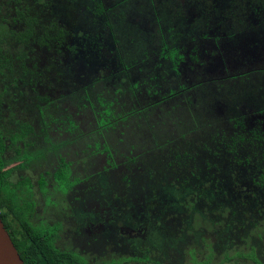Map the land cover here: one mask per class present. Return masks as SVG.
I'll list each match as a JSON object with an SVG mask.
<instances>
[{
    "label": "rangeland",
    "instance_id": "rangeland-1",
    "mask_svg": "<svg viewBox=\"0 0 264 264\" xmlns=\"http://www.w3.org/2000/svg\"><path fill=\"white\" fill-rule=\"evenodd\" d=\"M97 3L103 11L95 10ZM17 10L38 23L26 44L11 37L0 41V131L9 144L7 135L26 123L33 129L26 150H46L19 168L20 159L8 149L3 166L12 170V183L31 179L36 220H60L58 247L85 256L89 264L133 258L138 260L132 264H141L145 256L146 264H216L236 246L253 247L264 261V206H245L231 187L220 186L225 180L202 204L184 206L187 193L167 166L173 149L155 146L173 124L187 131L188 98L214 115L202 121L237 129L246 141L254 129L264 137V113L258 106L249 110L257 100L247 91L251 74L245 75L264 67V0H0L3 27L21 29ZM52 20L66 33L59 47L37 41L40 26ZM165 43L181 56L176 68L158 56ZM169 87L178 94L147 105L161 96H153L154 89L160 94ZM85 95L95 104L97 96L113 101L124 117L96 130L89 110L76 107L89 104ZM67 115L76 124L71 130L60 120ZM56 142L63 143L50 150ZM96 142L108 144L115 165ZM141 150L144 155L127 160ZM59 157L70 162L75 183L64 194L51 193L59 203L47 205L37 179L44 170L52 173Z\"/></svg>",
    "mask_w": 264,
    "mask_h": 264
},
{
    "label": "trees",
    "instance_id": "trees-1",
    "mask_svg": "<svg viewBox=\"0 0 264 264\" xmlns=\"http://www.w3.org/2000/svg\"><path fill=\"white\" fill-rule=\"evenodd\" d=\"M16 1L19 2L21 0ZM95 10L98 12L103 11L102 4L97 3ZM220 12L223 15L222 11ZM16 13L17 15L14 19L15 22H22L21 29L17 31L7 29L0 22V41H2L3 37H11L17 40L19 44H26L32 40L34 27L38 22L36 17L26 16L21 10H17ZM40 27L42 28V34H39L37 41L41 45L48 46L50 42L56 41L59 47L65 42L66 33L54 20ZM49 47L51 46L49 45ZM158 56L171 60L174 68L177 67L175 58H181L177 48L166 47V43L163 45V50L159 52ZM250 74L252 80L247 83V91L252 93L253 99H256L257 102L254 101L255 103L251 104L249 110L258 106L260 111L264 113V67L251 70L245 75L247 77ZM233 78L234 76L229 79ZM247 79L249 78L247 77ZM176 88L182 89V86L177 85ZM147 93L149 92L147 91ZM152 93L153 96H161L156 101L154 99L148 100L147 105L164 102L177 95L178 91L169 87L166 92L159 94V90L154 89ZM85 99L89 101V104L86 102L80 103L79 105L76 104L77 110H85L86 108L89 110L96 130H103L119 117H124L115 112L112 106L113 101L111 100L105 101L101 96H97V104H95L89 99V96L85 95ZM187 104L188 109L186 110L189 113V119L187 121L188 132L186 129L183 130L178 124H173V127L167 131L170 135L172 134V137H169L170 135L167 137L166 135L162 142L157 141L155 144L157 149H173V157L167 161V166H171V169L168 170L173 173L171 177L187 193L188 203H184L183 205L193 207V203L196 205L202 204V202L208 199V195L213 192H218L219 187L217 188V185L222 183V180H225V185L220 186H227L226 188L228 189L231 187L235 193L239 194V199L245 206L246 204L252 207L253 205L258 207L261 205L264 206L263 132L254 129L252 132L253 135L246 141V138L237 129H218L215 127L216 124L213 121H202V118H214V115L207 110V106L204 105L203 108L199 109V106H195L190 98L186 100L185 105ZM172 107L174 109L182 108L180 105H173ZM193 107H197L199 111L195 112V108ZM203 109H206V111ZM131 112L129 111L128 114L130 113L132 115L133 113ZM63 119H66L64 122L67 124V129L71 130L76 127L75 121L70 115L60 120ZM179 121L181 122V119ZM238 122L242 124V121ZM238 122L233 124L235 128ZM32 131V126L26 123L18 124L17 128L7 135L10 141L9 144H6L5 134L0 131L1 220L23 259L24 264H89L85 256L79 255L74 251L62 250L56 244L58 231L61 228L60 220L54 219L52 222H48L43 217L39 220L34 218L37 200L35 199V187L31 179L25 176L16 183H12L9 180L12 170L5 169L3 166L5 163L3 155L8 149L13 148L16 157L20 159V162L15 166L19 168L27 162H33L39 159L45 153L46 149L43 148L30 152L26 150L31 145L30 136ZM208 132L211 133L207 134ZM186 134H199V136H196L197 139L185 140L184 137ZM205 135L208 136V139ZM181 137L185 141L181 140ZM244 142L247 145L250 144L247 146L250 149L245 147ZM62 143H52L49 149L56 151ZM210 143L214 144L215 148H210ZM180 144H183L181 151L178 148ZM95 146L99 148L100 153L104 155L109 165L116 164L114 161V153L111 152L108 144L103 143L102 145H98L96 142ZM244 147L245 149H242ZM142 154H145L144 150L131 154L127 160L132 161L137 158L136 156ZM168 155H171V153L169 152ZM69 166L70 162L66 161L64 157H59L57 166L53 169L52 173L44 170L39 174L37 179L38 190L43 194L47 205H57L59 203L58 199H52L50 197L51 193L64 194L75 183L74 180L69 179ZM228 171L231 174H223ZM51 179L52 183H50ZM188 232L192 234L193 230L189 228ZM256 235L258 236L257 238H262L261 231H257ZM249 248L250 250L236 246L227 249L224 251V256L216 264H264V261L258 259L255 249L250 246ZM128 260L124 264H132L133 261H137L138 259L133 258ZM146 260L147 256L141 258V264H146ZM115 263L112 260L105 262V264Z\"/></svg>",
    "mask_w": 264,
    "mask_h": 264
},
{
    "label": "water",
    "instance_id": "water-1",
    "mask_svg": "<svg viewBox=\"0 0 264 264\" xmlns=\"http://www.w3.org/2000/svg\"><path fill=\"white\" fill-rule=\"evenodd\" d=\"M0 264H24L0 217Z\"/></svg>",
    "mask_w": 264,
    "mask_h": 264
},
{
    "label": "flooded vegetation",
    "instance_id": "flooded-vegetation-1",
    "mask_svg": "<svg viewBox=\"0 0 264 264\" xmlns=\"http://www.w3.org/2000/svg\"><path fill=\"white\" fill-rule=\"evenodd\" d=\"M171 62V60H169ZM172 64V63H171ZM185 89V87H182L181 91H183Z\"/></svg>",
    "mask_w": 264,
    "mask_h": 264
}]
</instances>
